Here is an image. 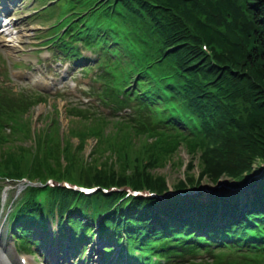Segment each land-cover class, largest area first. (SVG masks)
Instances as JSON below:
<instances>
[{
    "label": "trees",
    "instance_id": "16d2710c",
    "mask_svg": "<svg viewBox=\"0 0 264 264\" xmlns=\"http://www.w3.org/2000/svg\"><path fill=\"white\" fill-rule=\"evenodd\" d=\"M58 9L61 16L76 11V20L67 22L70 39L83 38L107 53L100 64L107 66L102 75L106 88L127 92L122 106L137 99L139 127L132 118H94L101 124L83 115L67 134L58 120L34 131L32 118H24L36 104L29 103L32 98L0 93V178L131 187L164 195L166 177L154 171L164 168L182 143L193 154L200 152V173H191L195 166L189 164L185 179L176 183L183 193L176 200L132 197L116 208L119 194L78 199L76 192L57 188L41 205L36 197L42 189L29 188L11 214L12 229L21 233L17 239L41 227L50 237L49 217L55 221L59 213L61 221L76 204L70 215L73 242L86 240L93 221L103 215V230L111 227L110 238L119 242L124 236L131 256L140 248L169 258L193 251L198 237L212 244L228 235L236 245H259L260 250L250 249L256 261H224L221 255L188 264H264V0H62ZM205 44L213 57L203 50ZM111 92L121 101L119 91ZM111 122L121 128L105 133ZM137 136L143 137L142 144L135 142ZM91 137L96 145L88 160L84 151ZM74 139L80 141L76 148ZM28 141L34 145L26 146ZM256 167L260 177L253 179L251 198L257 196L243 209L227 197L185 198L189 189L200 190L206 178L214 184L222 177L243 182ZM201 228L210 229L207 236H196ZM59 233L68 239L62 223Z\"/></svg>",
    "mask_w": 264,
    "mask_h": 264
},
{
    "label": "rangeland",
    "instance_id": "374dc122",
    "mask_svg": "<svg viewBox=\"0 0 264 264\" xmlns=\"http://www.w3.org/2000/svg\"><path fill=\"white\" fill-rule=\"evenodd\" d=\"M177 1V0H175ZM30 3V0H28V4L24 3L25 8H23L22 5L19 6V10H16L15 12H10L7 16L9 17V21L11 22V25L15 28V31L18 32V34L13 33V40L14 43H11L9 46V51H6L7 53L3 52L2 45L0 44V56L7 59V63L12 65L13 68H17L16 66L17 62H21V59L25 58L27 60H30L32 62H36V59L38 57H46L43 59L45 61L46 65V71L44 77L47 79L49 83V90H53L60 86H66L69 87V91L73 93L71 97L65 96V99H58V97L55 98H39V97H33V100L38 101L34 106L31 107V109L24 114V118L31 117L33 122V129L34 131L39 129H46L49 128L50 124L53 123L55 120L59 121L62 127V133L67 134L69 126L74 124L75 122H80L83 120L81 115L84 113L80 112L81 110H77L76 107L79 109H90L94 110L92 106L85 105V102L89 101L87 99V96L84 94L85 92L90 95L91 92H89L92 88L93 90V83L91 81L90 74H83L80 69L73 68L68 71L62 70L60 67L56 65V63H70L69 60H62V57L58 56L56 59L52 56V53L45 47L41 48L40 54H35L32 52H28V48L32 46L33 43L36 41L34 40L38 34H41L42 31L45 30L51 23L55 22L56 19L53 18L50 22L45 23L44 19H38L36 21L30 22L29 20H26L25 23H23V20L25 18V14L27 12H35V8L41 9V7L45 4H48V2H41L39 0L37 6L33 5L31 8L28 6ZM43 11V9H42ZM19 25V28H18ZM27 35V36H26ZM206 47L203 46V50L206 52V54L212 56L213 52L209 48L208 44H205ZM98 50L101 51L98 47ZM106 58H108V55H104ZM213 57V56H212ZM44 68V65H42ZM36 69V66L34 67ZM58 71H55V70ZM45 69H43L44 71ZM50 72H53L56 76L59 78L58 81H55L50 76ZM73 76H77V82L79 86L75 89V83L72 80ZM26 91H22L21 93H25ZM16 94V93H15ZM20 94V93H19ZM16 94V95H19ZM76 98V99H75ZM69 101H76L79 103H71ZM98 109V108H97ZM101 114V111L98 110L97 114ZM99 114V115H100ZM145 115V113H144ZM89 119L93 121H98L101 124H104V121H101L99 119L90 118ZM87 125L86 123H84ZM81 126V125H80ZM96 126H99L97 123ZM116 126L121 128L118 124L111 122V124H106L104 126V132L105 133H111L112 131L116 130ZM9 132V130H7ZM93 136V133L92 135ZM150 142H157L156 139L152 138L149 140ZM135 142L137 145L142 144L143 137L137 136L135 138ZM74 148L78 147L80 145V141L77 139L73 140ZM20 145V144H19ZM26 146H32L34 145V141H28ZM96 145V138L91 137L88 142L87 146L85 148L84 154L85 157L90 160V154L92 153L93 148ZM138 151V150H137ZM132 152V151H130ZM200 152L192 153L191 150L188 148V146L185 143H182V145L179 146L177 152L174 154L172 158H168L166 161V166L164 168H158L154 171L155 174L162 175L166 177L167 180V186L168 191L164 193V198L166 200H176L178 199L177 196H179L178 191L176 190V183L179 182V180L185 179L186 176V170L189 166V164H193L195 167L191 171V173L195 174L196 176H199L200 169L198 165L200 164ZM170 157V156H169ZM117 158V157H116ZM115 159V158H114ZM254 166V165H253ZM264 167V166H263ZM255 168V167H254ZM258 168L256 167L254 176H248L247 179L243 182L235 181L232 178L222 177L218 184H214L210 179L206 178L204 181H202L201 189L200 190H190L188 191V196L186 195L185 198L189 199H200L201 201H212V198H220V197H227L228 201H235V202H243L242 200L248 199L247 202L251 205L254 201V197L251 198L253 192L256 189H252L251 185L253 184V179L258 178ZM260 177V176H259ZM249 179V180H248ZM36 183V181L34 182ZM226 187L223 188V185ZM128 188V187H125ZM131 188V187H129ZM133 189V188H131ZM146 189H143L145 191ZM149 192H151L150 189H147ZM249 193H247V192ZM28 192L26 189V185L24 181H21L20 179H10L8 176L0 178V243L4 245V247L8 250L7 252H3L2 256L3 259L8 264H21L20 257L25 256L27 254H21V252L27 251L24 249H20L19 247V241L17 239V235H13L12 232V219L11 215L9 213H13L16 210L17 205L22 201V198L24 195ZM256 193V192H255ZM158 194V193H157ZM235 196L234 198H232ZM157 198V197H156ZM150 199H152L150 197ZM164 199V200H165ZM222 199V198H221ZM246 202V204H247ZM168 209V207H167ZM174 207H172L170 210H173ZM158 210H155V213H157ZM161 212V211H158ZM220 212V210H218ZM161 216L164 218H168V214H164V212L160 213ZM179 215V214H175ZM176 218V216H175ZM53 220L51 217H49V229L51 234L53 235ZM173 226L176 225V223H171ZM178 225V224H177ZM42 228V227H41ZM35 234L38 235L35 238H30L29 242H34L38 245L37 249H32L36 254V259L39 261L41 258V263L43 264V260L46 257L47 252H49L50 258H58L59 261L54 262V264H99L96 260V258L99 256V260L104 258L102 256L103 250H100L101 248L99 246L96 247V250H100L98 254H96L92 248L93 245H95V242L85 243V247H87L86 251L82 254H78V251L75 252L73 247L74 244H70L71 248L68 249V242H64L67 246L63 248L57 243V239L54 245V248L50 247L51 238H48L46 242H41L42 238L37 230H34ZM21 243L25 242L24 240L20 241ZM46 243V244H45ZM61 247V249L59 248ZM59 249L61 250V254L59 253ZM75 252V253H74ZM76 260V263L74 260ZM14 262V263H13ZM38 264V263H33ZM108 264H111L110 262Z\"/></svg>",
    "mask_w": 264,
    "mask_h": 264
},
{
    "label": "bare ground",
    "instance_id": "6f19581e",
    "mask_svg": "<svg viewBox=\"0 0 264 264\" xmlns=\"http://www.w3.org/2000/svg\"><path fill=\"white\" fill-rule=\"evenodd\" d=\"M228 185V184H227ZM226 184L225 185H223V188H225L226 189V187H224V186H227ZM245 192H247V191H245ZM247 193H249V192H247ZM157 198L156 199H159V200H164L165 198H164V195H160V194H157ZM248 199H243L242 201V204H243V206L245 205V203H246V201H247ZM7 252L8 250L4 247V245H2L1 243H0V264H6V262L4 261V259L2 258V256H1V252ZM14 263V262H13Z\"/></svg>",
    "mask_w": 264,
    "mask_h": 264
}]
</instances>
